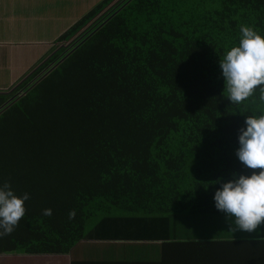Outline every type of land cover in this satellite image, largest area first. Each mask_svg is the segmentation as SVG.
<instances>
[{"label": "trees", "instance_id": "trees-1", "mask_svg": "<svg viewBox=\"0 0 264 264\" xmlns=\"http://www.w3.org/2000/svg\"><path fill=\"white\" fill-rule=\"evenodd\" d=\"M242 26L264 36V0H101L1 90L0 185L29 199L0 256L95 241L126 246L71 264H264V225L229 231L214 201L251 175L240 129L264 114L259 88L224 89Z\"/></svg>", "mask_w": 264, "mask_h": 264}, {"label": "clouds", "instance_id": "clouds-1", "mask_svg": "<svg viewBox=\"0 0 264 264\" xmlns=\"http://www.w3.org/2000/svg\"><path fill=\"white\" fill-rule=\"evenodd\" d=\"M241 33L239 45L219 61L227 98L236 104L253 96L257 88L264 100V36L248 26H242ZM245 124L246 128L240 129L236 155L252 170L251 175L234 173L233 179L222 183L215 192L214 201L215 207L230 220L229 231L252 233L264 225V114L258 118L246 116ZM28 199L27 193L17 196L9 182L0 185V238L10 235L18 226ZM43 214L50 216L51 209H45ZM74 217L73 210L69 219Z\"/></svg>", "mask_w": 264, "mask_h": 264}, {"label": "crops", "instance_id": "crops-1", "mask_svg": "<svg viewBox=\"0 0 264 264\" xmlns=\"http://www.w3.org/2000/svg\"><path fill=\"white\" fill-rule=\"evenodd\" d=\"M100 1L0 0V91L44 60L55 40Z\"/></svg>", "mask_w": 264, "mask_h": 264}, {"label": "rangeland", "instance_id": "rangeland-1", "mask_svg": "<svg viewBox=\"0 0 264 264\" xmlns=\"http://www.w3.org/2000/svg\"><path fill=\"white\" fill-rule=\"evenodd\" d=\"M243 233L248 232L243 231ZM109 245V243L83 241L72 250L70 255L63 256L2 255L0 256V264H71L73 260H91L92 257L97 259L117 258L121 255L120 251L126 246L115 244V252H111Z\"/></svg>", "mask_w": 264, "mask_h": 264}]
</instances>
